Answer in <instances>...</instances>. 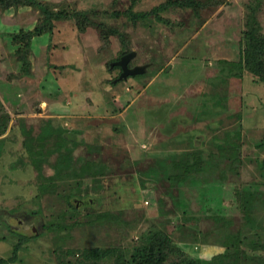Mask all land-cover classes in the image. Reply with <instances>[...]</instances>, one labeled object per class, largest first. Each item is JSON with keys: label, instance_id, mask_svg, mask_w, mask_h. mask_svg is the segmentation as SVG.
Returning a JSON list of instances; mask_svg holds the SVG:
<instances>
[{"label": "rangeland", "instance_id": "rangeland-1", "mask_svg": "<svg viewBox=\"0 0 264 264\" xmlns=\"http://www.w3.org/2000/svg\"><path fill=\"white\" fill-rule=\"evenodd\" d=\"M9 1L0 6V261L22 232L28 241L7 264L87 263L94 249L116 252L97 264H134L157 229L198 264L264 263V251L242 253L264 242V82L243 60L252 27L264 42V0H36L88 22H55L30 40L24 63L20 33L41 11ZM129 8L146 21L114 16ZM126 52L136 53L131 68H147L118 80ZM25 139L44 149L38 166ZM222 241L238 259L224 261Z\"/></svg>", "mask_w": 264, "mask_h": 264}, {"label": "trees", "instance_id": "trees-1", "mask_svg": "<svg viewBox=\"0 0 264 264\" xmlns=\"http://www.w3.org/2000/svg\"><path fill=\"white\" fill-rule=\"evenodd\" d=\"M10 3L9 0H6ZM28 4H33L36 6L40 11H41V19L39 20L38 24L29 31H21V38H24L25 41V46L26 48L21 51V56H20V61L24 63L26 56L23 55L26 51L29 50V42L32 38L34 37H40L42 35L48 34L51 35L54 27V23L58 21H74L78 26L83 24L85 25L88 20L86 18V14L84 12H79V11H72V12H67V11H62L58 9L51 8L50 6H44L42 3L37 2L36 0H26ZM182 2L180 4V7L188 8L189 2ZM5 0L0 1V6L4 5ZM163 6V5H162ZM160 6V8L162 7ZM159 8V7H158ZM158 8L156 10H158ZM159 8V10H161ZM115 17H120L123 16L129 23L131 24H136V23H143L146 21L148 17V13H143V12H134L131 10V8L127 9L126 11L120 13V14H114ZM157 23H163L162 19L160 17H157ZM255 24V23H254ZM254 27L251 28V30L246 34L247 40H246V47H245V52L243 54V60H244V66L248 68H254L252 70L253 74L262 82H264V42L259 41L256 42L257 40L255 39V33L257 31L253 29ZM12 39L14 41L17 40V36L15 37L12 35ZM21 40L19 39L18 42ZM128 54L126 52L124 55ZM27 65V62H26ZM25 67V65H24ZM27 70V69H26ZM28 71V70H27ZM37 149H35V146L33 143L27 141L25 139V148L28 152H30V157H32L33 163L38 166L40 162H42L44 155L42 151L44 149L42 147L38 148V145H36ZM33 153V154H32ZM85 171H95V162H85ZM174 166V165H173ZM72 168V167H71ZM193 167H190V170ZM87 172V171H86ZM100 171H97L93 173V175H102L103 173H99ZM190 172H193L192 170ZM17 234V239L18 243L17 245L14 246L13 248V256L12 258L8 260H3L0 261V264H7V263H13L15 258L17 257V253L20 250V246L28 241V237H25L22 232H18ZM147 239L145 240V244H143L139 249H137V252L134 254L132 257V262L134 264H198V260L196 259H188L186 256H189L188 253L183 251L184 249H179L176 244L170 239L169 236L162 234L160 231L154 230L152 233L149 234ZM224 245H221V247L224 249L223 251L220 252L219 255H222L223 259L225 257V260L227 258H231L233 261L239 258V255H235L234 253L228 254L225 252L227 250L226 248L230 249L229 247V242L227 241H222ZM263 243V244H262ZM233 244V242H232ZM235 244V243H234ZM243 245L245 244L242 243ZM242 244L235 245L236 247L241 246ZM263 246H262V245ZM227 245V246H226ZM261 247L252 249L250 250L245 249L246 251L242 252L244 257L249 258L252 260L253 257L256 258L258 257L257 255L264 251V242L260 243ZM206 249H201L200 253H204ZM76 253L73 251L66 252V257L68 256L74 258ZM227 254V255H226ZM113 255H116V252L114 249H108V250H97L94 249L92 251H85L82 254V260L88 261L87 263L80 261L79 262H72L69 260H66L65 262L63 261L60 262L59 264H97L99 261L101 262L102 260L109 258ZM263 259L262 257H260ZM174 260V261H173ZM62 261V260H61ZM91 261V263H90ZM232 261V262H233ZM222 262V261H221ZM257 264L263 263L262 261L256 262ZM229 264V263H226ZM264 264V263H263Z\"/></svg>", "mask_w": 264, "mask_h": 264}, {"label": "water", "instance_id": "water-1", "mask_svg": "<svg viewBox=\"0 0 264 264\" xmlns=\"http://www.w3.org/2000/svg\"><path fill=\"white\" fill-rule=\"evenodd\" d=\"M136 53L130 52L126 55H123L119 61L114 63V66H117L121 70V75L118 80H126L128 77H133L137 75H141L145 72L147 65L144 66H135L133 68H128V64L135 59Z\"/></svg>", "mask_w": 264, "mask_h": 264}, {"label": "flooded vegetation", "instance_id": "flooded-vegetation-1", "mask_svg": "<svg viewBox=\"0 0 264 264\" xmlns=\"http://www.w3.org/2000/svg\"><path fill=\"white\" fill-rule=\"evenodd\" d=\"M128 68H131L130 66H129V64H128V66H127ZM120 73H121V70H120Z\"/></svg>", "mask_w": 264, "mask_h": 264}]
</instances>
